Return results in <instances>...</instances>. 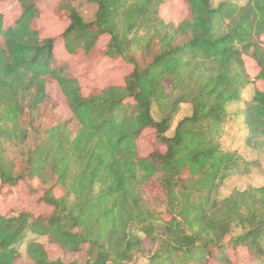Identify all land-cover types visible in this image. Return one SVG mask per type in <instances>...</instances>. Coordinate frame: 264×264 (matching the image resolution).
Masks as SVG:
<instances>
[{
	"label": "trees",
	"instance_id": "obj_1",
	"mask_svg": "<svg viewBox=\"0 0 264 264\" xmlns=\"http://www.w3.org/2000/svg\"><path fill=\"white\" fill-rule=\"evenodd\" d=\"M47 1L66 22L57 35L40 25ZM72 1L0 0V199L24 182L51 208L0 212V264H264V180L221 194L260 164L226 146L231 105L245 103L235 124L264 154V0H91V21ZM170 1L186 7L177 22ZM58 39L132 69L86 92Z\"/></svg>",
	"mask_w": 264,
	"mask_h": 264
},
{
	"label": "rangeland",
	"instance_id": "obj_2",
	"mask_svg": "<svg viewBox=\"0 0 264 264\" xmlns=\"http://www.w3.org/2000/svg\"><path fill=\"white\" fill-rule=\"evenodd\" d=\"M224 0H211L214 6H218ZM240 4H245L248 0H235ZM11 3V2H10ZM7 2L8 12L15 15L19 11L18 3L10 4ZM72 5L82 14L86 21H91L95 19L97 4L91 0H73ZM163 13L166 20H181L185 13L186 7L182 2H168L163 7ZM40 25L44 35H57L61 33L66 25L65 21L59 19L57 15L53 12L52 3L45 2L43 4V12L40 18ZM104 39L103 41H105ZM58 46L56 52L59 56H62L70 60L73 64L74 71L80 77L81 83L84 87V90L87 92L93 87H103L109 84H120L123 82V77L125 74L131 71L132 66L122 58L111 59L108 57H93L88 58L84 56L80 57H71L70 54L64 48V45L61 40L58 39ZM247 60V68L251 75L257 73V67L255 63L252 62L249 58ZM261 89H264V84L260 85ZM253 88V87H251ZM49 92H51L57 98H60L58 87L54 84L49 85ZM187 112L186 104H183L180 109V114L183 115ZM59 113L63 116L69 115L68 108L66 106H61L59 108ZM153 114L155 118L160 117V114L157 110V106H153ZM142 150L146 155L150 150L151 146L148 142L142 141ZM248 159L250 160H259L260 164H257L252 169L251 173L243 176H235L227 180L226 185L222 188L221 194L226 197L233 190L240 189L243 190L250 185L258 186L262 184L264 178L262 174V167H264V154H258L255 151H252ZM40 195H32L29 192V188L26 183H21L19 187L16 188L15 194L9 196L5 199H0V212H10L14 208L25 207L35 214L48 212L51 210L45 203L39 201ZM134 233L140 237L144 236L138 229L134 228ZM34 237L32 233H28L26 238L19 244V249L21 253L25 254L26 246L29 240ZM37 239L42 242L47 241V237L38 236ZM151 247L150 243H147ZM50 255L55 258L60 255L61 250L55 246L50 245L48 247ZM79 258L82 259V256L79 255ZM139 264H145L146 261L142 258L138 259ZM19 264H29L26 260H21Z\"/></svg>",
	"mask_w": 264,
	"mask_h": 264
},
{
	"label": "crops",
	"instance_id": "obj_3",
	"mask_svg": "<svg viewBox=\"0 0 264 264\" xmlns=\"http://www.w3.org/2000/svg\"><path fill=\"white\" fill-rule=\"evenodd\" d=\"M11 8V7H9ZM247 92L249 94H251V89L248 87ZM245 105V103L242 101L240 104L237 105H231L228 108V112L229 114L231 113L232 115L230 116L232 119L234 120H230L229 125H227L228 130V136L225 138L227 139V143L226 146L229 147L231 150H238L240 153H242L243 155H245L247 158L249 155H251L252 150L248 149L245 146L244 143V137H245V129L243 128V126L237 127L236 126V121L239 120L238 114H236L235 112L237 111L236 109L241 108ZM234 117V118H233Z\"/></svg>",
	"mask_w": 264,
	"mask_h": 264
},
{
	"label": "built area",
	"instance_id": "obj_4",
	"mask_svg": "<svg viewBox=\"0 0 264 264\" xmlns=\"http://www.w3.org/2000/svg\"><path fill=\"white\" fill-rule=\"evenodd\" d=\"M123 264H136L135 261L132 262H127V263H123Z\"/></svg>",
	"mask_w": 264,
	"mask_h": 264
}]
</instances>
